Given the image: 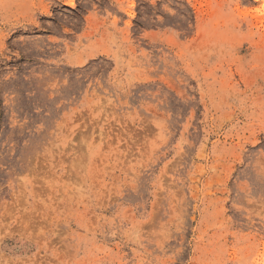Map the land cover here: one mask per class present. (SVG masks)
Returning a JSON list of instances; mask_svg holds the SVG:
<instances>
[{"label":"rangeland","instance_id":"1","mask_svg":"<svg viewBox=\"0 0 264 264\" xmlns=\"http://www.w3.org/2000/svg\"><path fill=\"white\" fill-rule=\"evenodd\" d=\"M0 264H264V0H0Z\"/></svg>","mask_w":264,"mask_h":264},{"label":"bare ground","instance_id":"2","mask_svg":"<svg viewBox=\"0 0 264 264\" xmlns=\"http://www.w3.org/2000/svg\"><path fill=\"white\" fill-rule=\"evenodd\" d=\"M263 13V12H262ZM259 15V14H258ZM261 16H262V14H260ZM257 17V16H256ZM259 17H257V19H258ZM262 18V17H261ZM259 20V19H258ZM262 22V21H261Z\"/></svg>","mask_w":264,"mask_h":264}]
</instances>
